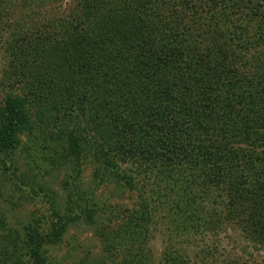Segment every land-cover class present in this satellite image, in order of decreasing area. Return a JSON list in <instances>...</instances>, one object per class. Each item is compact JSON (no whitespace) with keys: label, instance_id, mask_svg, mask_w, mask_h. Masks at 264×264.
<instances>
[{"label":"trees","instance_id":"16d2710c","mask_svg":"<svg viewBox=\"0 0 264 264\" xmlns=\"http://www.w3.org/2000/svg\"><path fill=\"white\" fill-rule=\"evenodd\" d=\"M10 4L0 0V34L5 18L16 19ZM19 7L39 8L29 0ZM31 13L10 25L0 153L15 151L46 107L48 117L61 110L63 123L75 111L90 112L96 130L112 141L89 147L95 156L104 153L101 178L129 190L155 181L154 205L142 198L119 229L132 235L125 241L129 255L141 247L134 236L148 230L155 215L196 228V200L212 196L227 221L243 224L264 246V58L257 56L252 69L244 57L253 45H264V0H74L66 11ZM251 21L256 44L242 27ZM65 102L71 105L61 109ZM90 130L59 131L78 164ZM117 163L131 169L130 177ZM86 213L93 223L96 212ZM68 223L57 217L47 231L25 229L28 264H46L45 247L63 240ZM144 262L136 254L123 260ZM171 264L187 263L171 256Z\"/></svg>","mask_w":264,"mask_h":264},{"label":"rangeland","instance_id":"374dc122","mask_svg":"<svg viewBox=\"0 0 264 264\" xmlns=\"http://www.w3.org/2000/svg\"><path fill=\"white\" fill-rule=\"evenodd\" d=\"M23 1L4 0L6 8L15 3L17 12L11 24L10 18H5L9 27L0 34V102L10 92V81L6 79L9 64L6 52L12 40L10 25L13 22L17 25V18L30 17L36 10H42V13L66 11L74 2L61 0L56 7L52 1L29 0V4L39 7L35 9L19 7ZM255 26L254 21L244 22L242 26L247 28V40L252 44L257 43L250 38L257 36ZM263 49L264 45L259 43L244 53L249 68L253 69L257 56L264 58ZM70 105L65 102L61 109ZM49 110L50 107H46L43 113L34 116V131L19 137L15 151L0 153V264L30 263L25 249V229L32 225L41 232L47 231L57 217L63 222L69 221L67 234L59 244L45 247L46 264H123L124 259L131 260L135 254L147 264H168L169 261L171 264V256H181L187 264H264V246L250 239L243 224L227 221L222 207L212 195V200L195 201L198 203L195 208L197 218H200H195L197 229L189 221L179 226L167 221L163 214H157L151 219L148 230L134 236L141 247L129 255L130 244L125 241L132 235L122 234L119 229L133 212L139 211L137 205L144 198H149L154 205L151 197L155 181H138L136 187L129 190L115 187L114 182L101 178L104 169L107 170L103 164L104 153L95 156L89 147L103 143L110 147L112 141L105 138L107 133L103 135L96 130V125L92 124L93 114L84 111L86 116H83L82 112L74 110L73 117L63 123L62 118L57 117L61 110L48 117ZM76 126L86 127V130L93 128L87 138L84 159L79 164L61 145L58 135L59 131ZM246 153L249 154V150ZM116 168L130 177L129 167L125 169L117 163ZM87 210L96 212L93 223L88 221ZM78 216H81L80 220L71 221ZM217 218L226 221L221 225ZM210 220L216 223L214 227L208 223ZM115 245L116 249L113 248Z\"/></svg>","mask_w":264,"mask_h":264}]
</instances>
